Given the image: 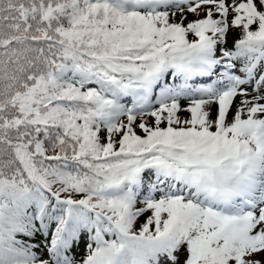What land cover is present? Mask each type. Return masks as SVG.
Listing matches in <instances>:
<instances>
[{"label":"snow or ice","instance_id":"1","mask_svg":"<svg viewBox=\"0 0 264 264\" xmlns=\"http://www.w3.org/2000/svg\"><path fill=\"white\" fill-rule=\"evenodd\" d=\"M0 264H264V0H0Z\"/></svg>","mask_w":264,"mask_h":264}]
</instances>
